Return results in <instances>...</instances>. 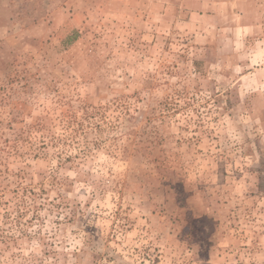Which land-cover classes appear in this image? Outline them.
<instances>
[{
  "label": "rangeland",
  "instance_id": "rangeland-1",
  "mask_svg": "<svg viewBox=\"0 0 264 264\" xmlns=\"http://www.w3.org/2000/svg\"><path fill=\"white\" fill-rule=\"evenodd\" d=\"M231 2L0 0V264H264V0Z\"/></svg>",
  "mask_w": 264,
  "mask_h": 264
},
{
  "label": "crops",
  "instance_id": "crops-1",
  "mask_svg": "<svg viewBox=\"0 0 264 264\" xmlns=\"http://www.w3.org/2000/svg\"><path fill=\"white\" fill-rule=\"evenodd\" d=\"M182 3L188 8L194 9L195 12L197 10L200 12L202 10H207L205 12L208 11L216 12L217 9L220 8L221 6H228L232 4L231 0H222V1L221 0H182ZM207 7H210L211 9H207Z\"/></svg>",
  "mask_w": 264,
  "mask_h": 264
}]
</instances>
